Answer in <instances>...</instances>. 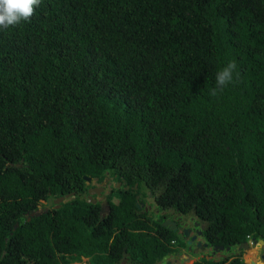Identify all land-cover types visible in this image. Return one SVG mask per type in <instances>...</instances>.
Returning a JSON list of instances; mask_svg holds the SVG:
<instances>
[{
	"label": "trees",
	"instance_id": "1",
	"mask_svg": "<svg viewBox=\"0 0 264 264\" xmlns=\"http://www.w3.org/2000/svg\"><path fill=\"white\" fill-rule=\"evenodd\" d=\"M86 178L116 184L103 215ZM154 202L209 247L264 241V0H38L0 27V264L156 263L183 243Z\"/></svg>",
	"mask_w": 264,
	"mask_h": 264
},
{
	"label": "clouds",
	"instance_id": "2",
	"mask_svg": "<svg viewBox=\"0 0 264 264\" xmlns=\"http://www.w3.org/2000/svg\"><path fill=\"white\" fill-rule=\"evenodd\" d=\"M37 2H38V0H0V27L14 26V25L19 24L22 21H26L31 16V14L33 13V7H34V5ZM235 70H236V64H235L234 61H231L230 60V61H227L226 63L222 64L218 68V70H216L215 73H214V83H215V87H212L210 89V94L214 95L217 92V90L223 89L225 86H227L228 84H230L231 82H233ZM107 180L108 179L104 180L103 182H101L99 184L102 185ZM86 184H91L92 185V187H90L89 189L102 188V187H97L96 180H94V179L91 180L90 178H86ZM112 185H114V184H112ZM108 190L110 191V188H108ZM94 196H96V195H94ZM97 196H100V195H97ZM148 196L151 197L150 194ZM92 199L95 200L93 198V196H92ZM97 202H99V201L98 200H95V203H97ZM52 207H54V206H52ZM145 207L148 208L147 211L150 210V207L149 206H145ZM47 208H49V207H47ZM161 211L169 212V215H170L169 216L170 218H164V223L165 222L175 223L174 221H172L170 219L172 217L176 216L177 214H180V213H178V211H174L173 209L172 210L171 209H169V210L161 209L159 211V213ZM159 213H155V214H159ZM177 226L178 225L175 223V227H174L175 232H173V229H170L169 225L168 226H163V227L168 228L173 234L182 235V229H180ZM176 237H177V235H176ZM180 241H182V239H180ZM174 242L175 241H172L171 242V245H173ZM257 243H258V241H255V242L253 240L252 241H248V242L245 243L248 246V249H240L242 252L243 251H250L251 252V255H253V257H254V260H252L251 258H249V263L250 264L251 263L256 264V262H260L259 264H264V263H262L263 259L261 258V256H264V253H263V255H260V256H257L255 254V252L257 250V248H255V247H258V248L263 247V246H259ZM203 244H206L204 242V240H203ZM206 246L207 247L204 248V249L210 250L211 253H212V249L214 247H219V246L209 247L207 244H206ZM235 250H237V251H235ZM235 250L232 251V253H230L232 256H235V255H237L240 252V250H238L237 248ZM210 252L207 253L205 250H203L201 248H198V251L196 253H194L196 256L194 257L195 259H192L191 260V264H193L195 262H198V261H201L203 259H205L206 261H218L216 259L213 260L212 257L209 256L210 255ZM217 252H221V253H224L225 252V256H223L221 258V259H223V258H225L227 256L226 254H227L228 251H226V248H224L223 251L217 250L215 253H217ZM256 256H257V258H256ZM242 257H243V253H242ZM242 259H243V261H244L245 264H248L244 257ZM75 263H78V264H87V259L82 258L81 259V262H75ZM75 263H72V264H75Z\"/></svg>",
	"mask_w": 264,
	"mask_h": 264
},
{
	"label": "flooded vegetation",
	"instance_id": "3",
	"mask_svg": "<svg viewBox=\"0 0 264 264\" xmlns=\"http://www.w3.org/2000/svg\"><path fill=\"white\" fill-rule=\"evenodd\" d=\"M95 186V185H94ZM100 196H95L94 199L98 200L99 202L101 201V205H100V213L101 215L104 214V212H106L107 210V206H106V201H105V196L106 194L103 192H100ZM110 193V191H109ZM108 193V194H109ZM107 194V195H108ZM145 211L148 210V208H144ZM150 211L154 212V213H159L158 212V207L155 205V202L153 203V205L150 207ZM159 215L163 216L164 218H170L169 216V212H164L161 211L159 213ZM153 219H155V217H153ZM170 220L174 221L178 226L177 227H182V229L187 230L188 231V237L184 238L182 235V243H185V246H180L179 244H176V242H174L173 246H172V251H170L169 253H166L164 256H168L164 261H158L156 262V264H191V260L195 259L192 256H196L194 253H196L198 251V247H197V242H201V246L203 245V238H202V234L201 236H199L200 232H203L204 230V223L201 222L198 217L196 215H192V214H177L176 216L172 217ZM163 222H161V224H163ZM178 235V234H175ZM192 238L193 241L191 240ZM180 240V239H178ZM172 242V241H171ZM189 243L193 244L192 246L189 245ZM186 248V250L181 249V248ZM257 248L255 254L257 256L263 255L264 253V246L261 248L255 247ZM177 249V250H175ZM205 250L207 253L210 252V250L208 249H203ZM189 251H191L192 253H189ZM191 254V255H190ZM162 256V258L164 257ZM210 257H212L213 260H219L221 259L223 256H225V252L221 253V252H217V253H213V255H211L210 252ZM256 256V258H257ZM161 258V259H162ZM264 261V260H263ZM126 261H122L121 264H126Z\"/></svg>",
	"mask_w": 264,
	"mask_h": 264
},
{
	"label": "water",
	"instance_id": "4",
	"mask_svg": "<svg viewBox=\"0 0 264 264\" xmlns=\"http://www.w3.org/2000/svg\"><path fill=\"white\" fill-rule=\"evenodd\" d=\"M88 180H89V179H88ZM101 191H102V188H93V189H89V190H88V196H87L88 202L94 204V203H95V200L92 199V196H94V195H96V196H97V195H100V192H101ZM69 197H70V195H65V196L60 197V198H57V199H55V200H52L51 198H49V199L47 200V207H52V206H54V207H58L60 203H62L63 201H65V199H67V198H69ZM168 225H169L170 229H173V232H175V230H174L175 223H172V222H165V223L162 224V226H168ZM180 229H182V227H180ZM201 234H202V232L199 233V236H200ZM182 235H183L184 238H187V237H188V231L182 229ZM182 235H179V234H178L177 237H178L179 239H182V238H181ZM193 239H194V238H192L191 240L193 241ZM257 244H258L259 246H264V242H263L262 240H259ZM189 245L192 246L193 244L189 243ZM196 245H197L198 248H201V249H204V248L207 247L206 244H203V245L201 246L200 242H197ZM223 249H224L223 246L214 247V248L212 249V253H211V255H212L213 253H215L217 250H221V251H223ZM237 249H238V250H240V249H248V246H247L245 243H243V244H241ZM229 250H230V248L227 247V248H226V251H229ZM189 253H192V252L189 251ZM167 257H168L167 255L164 256V257L161 259V261H164ZM261 258L264 260V256H261ZM186 264H187V263H186ZM251 264H254V263H251Z\"/></svg>",
	"mask_w": 264,
	"mask_h": 264
},
{
	"label": "rangeland",
	"instance_id": "5",
	"mask_svg": "<svg viewBox=\"0 0 264 264\" xmlns=\"http://www.w3.org/2000/svg\"><path fill=\"white\" fill-rule=\"evenodd\" d=\"M109 182V180H107L106 182H104L102 185L101 184H97V187H102L103 189H102V191L101 192H103V193H105L106 195L109 193V190L107 189L108 188V186L109 185H111V184H113L112 182L111 183H108ZM112 186H115V184L114 185H112ZM148 198H149V196H148ZM113 201H116V200H113ZM185 243H183V246H185L184 245ZM181 249H184V250H186V248H181ZM235 251H237V250H235ZM229 253H232V252H230L229 251ZM191 255V254H190ZM252 256V257H251ZM193 258H194V256H192ZM243 257L245 258V260L247 261V263L248 264H250L249 263V258H251L252 260H254V257H253V255H251V252L250 251H243ZM242 257V258H243ZM160 261H161V259H160ZM260 262H256V264H259ZM262 263H264L263 261H262ZM153 264H156V263H153ZM161 264V263H160Z\"/></svg>",
	"mask_w": 264,
	"mask_h": 264
},
{
	"label": "crops",
	"instance_id": "6",
	"mask_svg": "<svg viewBox=\"0 0 264 264\" xmlns=\"http://www.w3.org/2000/svg\"><path fill=\"white\" fill-rule=\"evenodd\" d=\"M75 264H78V263H75Z\"/></svg>",
	"mask_w": 264,
	"mask_h": 264
}]
</instances>
